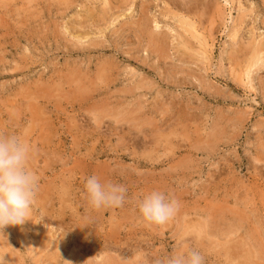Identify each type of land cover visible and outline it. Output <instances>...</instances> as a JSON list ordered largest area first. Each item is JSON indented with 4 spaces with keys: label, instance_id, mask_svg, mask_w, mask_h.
Returning <instances> with one entry per match:
<instances>
[{
    "label": "rangeland",
    "instance_id": "1",
    "mask_svg": "<svg viewBox=\"0 0 264 264\" xmlns=\"http://www.w3.org/2000/svg\"><path fill=\"white\" fill-rule=\"evenodd\" d=\"M28 1L0 0V134L39 176L6 264H264V0ZM92 174L123 206L88 204ZM152 190L179 204L160 225L136 207Z\"/></svg>",
    "mask_w": 264,
    "mask_h": 264
},
{
    "label": "clouds",
    "instance_id": "2",
    "mask_svg": "<svg viewBox=\"0 0 264 264\" xmlns=\"http://www.w3.org/2000/svg\"><path fill=\"white\" fill-rule=\"evenodd\" d=\"M34 151L20 136L0 134V236L5 235V226L23 225L31 219L39 191V176L29 166ZM83 189L94 209L119 208L126 200L123 184L101 180L95 174L84 178ZM136 207L144 221L160 225L175 215L179 204L170 193L152 190L137 200ZM0 264H6L4 256ZM149 264H203V258L196 250L174 251L152 257Z\"/></svg>",
    "mask_w": 264,
    "mask_h": 264
},
{
    "label": "bare ground",
    "instance_id": "3",
    "mask_svg": "<svg viewBox=\"0 0 264 264\" xmlns=\"http://www.w3.org/2000/svg\"><path fill=\"white\" fill-rule=\"evenodd\" d=\"M22 1H23V0H22ZM27 1H28V0H27ZM33 1H35V0H33ZM103 1H105V0H103ZM38 2H39V1H38ZM53 2H54V1H53ZM105 2H106V1H105ZM27 3H30V2L28 1ZM31 3H32V2H31ZM40 3H42V2H40ZM64 3H65V2H64ZM66 3H67V2H66ZM66 3H65V5H66ZM5 4H6V3H5ZM38 4H39V3H38ZM14 5H15V4H14ZM30 5H32V4H30ZM53 5H54V4H53ZM60 5H61V4H60ZM65 5H64V6H65ZM105 5H106V3H105ZM32 6H33V5H32ZM105 7H106V6H105ZM32 8H33V7H32ZM94 8H95V7H94ZM193 8H194V7H193ZM92 9H93V7H92ZM92 9H91V10H92ZM140 9H141V8H140ZM191 9H192V8H191ZM62 10H63V9H62ZM91 10H90V11H91ZM94 10H95V9H94ZM83 11H84V10H83ZM92 11H93V10H92ZM15 12H16V11H15ZM42 12H43V11H42ZM89 13H90V12H89ZM105 13H106V12H104L103 14H105ZM186 13H187V12H186ZM101 14H102V13H101ZM33 15H34V14H33ZM93 15H94V12H93ZM95 15H96V14H95ZM98 15H99V14H98ZM112 16H113V15H112ZM176 16H177V15H176ZM88 17L91 18V17H92V13H91ZM185 17H186V16H185ZM97 19H98V17H97ZM103 19H104V17L101 16V17H99L98 20L101 21V20H103ZM108 19H109V17H108ZM114 19H115V18H114ZM84 20H85V19H84ZM93 20H94V19H93ZM91 21H92V20H91ZM194 21H195V20H194ZM87 22H88V21H87ZM104 22H105V21H104ZM131 22H132V21H131ZM183 22H184V20H183ZM187 22H188V21H185V23H187ZM180 23H182V22H180ZM105 24H106V22H105ZM112 24H113V23H112ZM189 24H190V23H189ZM191 24H192V23H191ZM180 25H181V24H180ZM182 25H184V24H182ZM156 26H157V24H156ZM188 26H189V25H188ZM78 27H79V26H78ZM97 27H98V26H97ZM106 27H108V26H106ZM106 27H105V28H106ZM128 27H129V26H128ZM190 27H192V26H189V28H190ZM195 27H196V26H195ZM74 28H75V27H74ZM208 28H209V27H208ZM107 29H108V28H107ZM107 29H106V30H107ZM183 29H184V28H183ZM196 29H197V28H196ZM104 30H105V29H104ZM140 30H141V29H140ZM49 31H50V30H49ZM198 31H199V30H198ZM99 32H100V31H99ZM138 32H139V31H138ZM186 32H187V31H186ZM193 33H194V32H193ZM136 34H137V33H136ZM104 35H105V34H104ZM191 35H192V34H191ZM235 35H236V34H235ZM151 36H153V35H150V37H151ZM233 36H234V35H233ZM83 37H84V36H83ZM235 37H236V36H235ZM152 39H153V38H152ZM158 39H161V38H158ZM232 39H233V37H232ZM154 40H155V38H154ZM154 40H152V43H151V44H155V41H156V40H155V41H154ZM255 40H256V39H255ZM91 41H92V40H91ZM235 41H236V40H235ZM251 41H252V40H251ZM153 42H154V43H153ZM255 42H256V41H255ZM160 43H161V41H160ZM262 44H263V43H262ZM156 45H158V47H161V45L159 44V41L156 42L155 45H153V47L157 49ZM186 47H187V46H186ZM240 48H241V47H240ZM245 48H246V47H245ZM156 49H155V50H156ZM148 50H149V49H148ZM148 50H147V51H148ZM233 51H234V50H233ZM233 51H232V52H233ZM238 52H240V51H238ZM253 52H254V51H253ZM255 52H256V51H255ZM255 52H254V53H255ZM232 54H233V53H232ZM239 54H240V53H239ZM240 55H241V54H240ZM255 55H257V52L255 53ZM196 57H197V56H196ZM258 57H259V56H258ZM259 58H260V57H259ZM247 60H248V59H247ZM258 60H259V59H258ZM260 61H261V60H260ZM251 65H253V63H252ZM251 65H250V66H251ZM247 66H249V65H247ZM250 66H249V67H250ZM249 70H250V69H249ZM104 71H105V70H104ZM77 72H78V71H77ZM247 72H248V71H247ZM103 74H105V73H103ZM105 75H106V74H105ZM261 77H262V76H261ZM69 93H70V92H69ZM59 100H60V99H59ZM126 107H127V106H126ZM93 114H94V113H93ZM127 116H128V115H127ZM96 119H97V118H96ZM132 123H133V122H132ZM40 207H41V206H40ZM61 216H62V215H61ZM233 221H234V220H233ZM234 222H235V221H234ZM31 223H32V222H31ZM83 225H84V224H83ZM194 225H195V224H194ZM29 226H30V225H29ZM78 226H79V225H78ZM79 227H80V226H79ZM207 227H208V226H207ZM219 227H220V226H219ZM240 227H241V226H240ZM232 228H233V227H232ZM237 228H238V227H237ZM210 234H211V233H210ZM210 234H209V235H210ZM81 235H82V234H81ZM222 235H223V234H222ZM14 237H15V236H14ZM229 243H230V242H229ZM1 246H2V245H1ZM2 247H3V246H2ZM10 248H11V247H10ZM10 248L8 247V249H10ZM110 248H111V247H110ZM3 249H5V248H3ZM8 249H6V250H8ZM6 250H3V251L7 252ZM8 251H9V250H8ZM0 252H2V250H1ZM10 253H11V252H10ZM54 253H55V252H54ZM251 253H252V252H251ZM9 255L11 256V254H9ZM244 256H245V255H244ZM7 257H8V256H7ZM254 257H255V256H254ZM106 258H107V257H106ZM259 258H260V257H259ZM261 258H262V257H261ZM7 259H8V258H7ZM53 260H54V259H53ZM51 261H52V260H51ZM67 263H68V262H67ZM108 263H109V262H108ZM106 264H107V263H106Z\"/></svg>",
    "mask_w": 264,
    "mask_h": 264
}]
</instances>
